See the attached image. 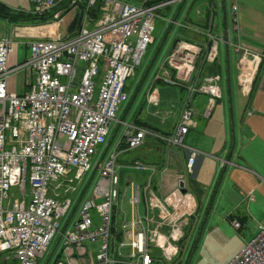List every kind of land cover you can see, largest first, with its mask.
Returning <instances> with one entry per match:
<instances>
[{"label":"built area","instance_id":"1","mask_svg":"<svg viewBox=\"0 0 264 264\" xmlns=\"http://www.w3.org/2000/svg\"><path fill=\"white\" fill-rule=\"evenodd\" d=\"M30 1L31 15L49 17L41 25L22 27H48L51 35L24 42L26 59L13 64L10 58L16 52L17 40L31 38L33 30L18 34L17 26L12 36L0 39V264H37L56 235L67 264H74L70 247L80 249L84 243L97 241L92 264L119 263L117 260L123 257L120 249L125 247L130 249L131 257L135 256L132 264H160L146 255L152 247L160 251L161 264L172 262L178 253L177 243L183 237L186 218L195 206L192 195L182 191L188 184L185 176L193 175L199 155L183 144L195 126L191 101L195 95L208 96L209 104L202 112L207 117L221 98V77L200 76V68L217 59L222 44L239 55L237 82L242 93L249 95L261 61L262 55L241 43L237 0H212L206 15L196 7L197 25L186 22V14L183 21L159 17L164 23L195 35L192 42L180 39L170 47L160 73L154 77L164 85L184 89L178 109L156 110L159 106L156 89L151 88L147 95V103L155 108L153 114L160 127L171 117L176 116V121L168 134H160L132 121L120 120L110 148L107 143L111 126L128 100L124 91L126 80L133 76L152 42L157 18L154 11L191 0H171L156 6H148L146 0L140 5L122 0H70L68 7L81 9L82 18L76 30L64 34L57 28L65 9L54 10L65 0ZM97 4L99 13L92 17L90 10ZM215 11L220 14H214ZM216 16L218 26L214 30ZM78 71L81 76L75 84ZM19 72H25L27 80V91L21 95L8 90L9 76ZM60 78L66 82L61 83ZM146 137L188 151L182 178L176 189L163 198L151 190V177L143 189L142 200L136 187L131 202L135 208L143 203L145 214L138 216L134 231V224L126 222L123 216V241L114 250L110 236L113 208L118 205L119 147L136 150L144 145ZM130 168L155 171L140 161ZM92 173L95 187L89 197L78 202V187ZM75 204L77 210L70 215ZM238 226V222H233V227ZM228 264H264V224L259 225L256 236Z\"/></svg>","mask_w":264,"mask_h":264},{"label":"rangeland","instance_id":"2","mask_svg":"<svg viewBox=\"0 0 264 264\" xmlns=\"http://www.w3.org/2000/svg\"><path fill=\"white\" fill-rule=\"evenodd\" d=\"M8 3H12L11 0H5ZM24 6L30 8L28 6L27 0ZM132 4L140 5L144 0H122ZM29 2V1H28ZM66 2V0L64 1ZM30 3V2H29ZM188 2L181 4L177 2L174 6L168 5L169 7H160L154 11L155 15L157 16L154 24V33L151 44H149L146 48L145 53L143 54L140 64L135 68L133 76L128 78L125 83L126 92L129 95V101L121 106L120 112L117 113V119L112 124V131L108 137L109 140L114 141L118 134L119 124L118 121L122 119H127V116L124 117V109L126 108L127 104L133 100V104L135 106H143L145 105L146 109L150 107L148 105L146 95L150 92V89L154 87L155 89L163 90V89H176V87L162 85L160 83H156L154 77L160 73V68H162L163 61L169 51V47L173 40L179 36V31L175 25H169L168 23H164L159 19V17H171V19H177L183 21L185 18V14L188 9ZM13 8L12 6H9ZM58 8H62V5ZM56 8V9H58ZM55 9V10H56ZM54 10V11H55ZM189 14H194V9H188ZM30 11V10H29ZM75 14L74 10H71L68 14H66L62 18V22L60 24L59 31L64 34L66 32L67 25L72 21L73 15ZM79 14V13H78ZM204 15H206L203 12ZM218 24L217 16L214 18V25ZM23 25V24H20ZM14 26L12 24L7 23L5 20L0 19V39L7 37L4 36L7 34L9 29H13ZM135 36L131 37V40L135 41ZM24 40L19 39L18 41V48H17V55H18V62H22L26 59L27 56V49L24 44ZM227 67H229V79L234 84L236 78V63L234 57L231 56V51L226 52L225 47L220 44L218 48V57L215 61V66L211 69H215L216 72L219 73L222 78H224L227 82ZM213 70L209 73H213ZM24 73L20 72V75L17 77L18 86L20 87L22 80H25ZM81 76V72H77V76L75 79V84L78 83ZM100 77L98 78V80ZM61 83H65V78H60ZM178 89V88H177ZM137 90L139 93L134 97V92ZM180 90V94L176 97L171 98L170 94L161 95L160 94V104L156 108V110H160L162 108L168 107L170 111L177 110L179 107V100L183 96V90ZM239 92V91H238ZM241 95V94H240ZM242 96V95H241ZM138 97V99H137ZM137 100V101H136ZM217 102V101H216ZM223 102V99L221 100ZM135 103V104H134ZM131 106V108H132ZM248 106V105H247ZM155 109L154 107H152ZM248 109V108H247ZM246 105L244 104V98L242 97L241 101V111L237 109L236 113L234 111L232 118L231 112L229 111L227 114V122L231 125L229 131V140L227 146L230 148L229 152L235 146V152L241 154L242 147L246 148L247 150L243 153L245 158H248L247 152L253 148V143L247 141L245 138V133L241 131V126H245L247 124H251L255 117L250 118L246 115ZM154 116V114L152 113ZM155 117V116H154ZM156 118V117H155ZM156 126L157 118L155 119ZM199 124H203L206 122L205 118H199L197 120ZM232 123L234 124V130L232 129ZM238 125V127H237ZM240 129V130H239ZM238 134L241 135V139L235 141L232 138V135ZM234 136V135H233ZM192 135L190 134L185 140L186 143H192L191 140ZM108 140V141H109ZM138 151V150H137ZM136 150L132 151L131 154L134 155L137 153ZM120 156L117 157L119 159ZM225 158V157H224ZM118 169V176H119V187H118V204L122 212L125 214V219H129L130 215L132 216L131 210V198L136 195V187L139 189V197L140 200L144 197V186L149 182V177L151 175L148 171H138L130 168L131 164L123 165L120 161L117 162ZM222 163L218 164V171L216 172L215 180L216 185L213 189V193H209V188H203L202 183H210L209 177H204V171H201L198 175L194 177L191 175L186 174V179L188 182L187 190L194 199L195 202V209L193 210V214L191 217L186 218L187 224L183 227L184 236L180 241L177 243L178 247V254L172 260V262H167L165 264H228L231 262L235 256L240 252V250L248 243L251 239H253L256 234L258 233V226L264 223V202L257 203L255 201V197L253 194L249 193L246 196H240L238 192L234 189L232 182L227 180L226 178L223 180L221 179L223 176L222 173ZM255 185L254 183H249L253 186L263 185L264 186V178L261 176L259 170H256L253 173ZM89 175V176H88ZM93 174H87L86 181L78 187L79 196L78 202L82 197H89L91 195L92 190L95 187L96 181L94 180ZM93 180H92V179ZM221 179V180H220ZM129 180L128 185L127 181ZM131 181V182H130ZM157 176H152V183L151 188L158 194V187H157ZM226 182V186L223 190H219L217 194H214V190L218 183ZM132 185V186H131ZM131 186V188H130ZM77 191V192H78ZM76 192V193H77ZM75 193V195H76ZM217 195V196H216ZM250 197V201H245L244 199ZM77 202V203H78ZM211 202L214 204L212 205ZM76 203V204H77ZM75 204V208H76ZM239 204H242L241 208ZM73 207V208H74ZM72 208V210H73ZM71 210V211H72ZM72 214V213H71ZM94 214V213H93ZM229 215L233 216H242V215H249L247 222L242 226L241 229H236L233 227V223L227 221V217ZM71 216L65 219V224L62 229L67 225ZM122 215L119 214L116 217V224L121 229L122 223ZM131 220V219H130ZM97 222V221H96ZM126 222H129L126 220ZM122 231V230H121ZM59 239V238H58ZM123 239V237H122ZM99 241L95 244H88L85 245L90 248H95L98 246ZM117 244V243H116ZM119 245V244H118ZM118 245H115L112 249L116 250ZM59 245L57 243V235L51 242L47 253L44 254L41 258L37 260V264H52L55 261L57 254L59 253ZM92 252V251H91ZM153 252L151 254V258L161 261V257L157 250L150 251ZM120 254L125 257L127 262H130V249L128 247L121 248ZM162 262V261H161ZM93 263V260H92ZM161 264V263H160Z\"/></svg>","mask_w":264,"mask_h":264},{"label":"crops","instance_id":"3","mask_svg":"<svg viewBox=\"0 0 264 264\" xmlns=\"http://www.w3.org/2000/svg\"><path fill=\"white\" fill-rule=\"evenodd\" d=\"M12 3H8V1L0 0V4L6 6L14 13L19 14H27V12H32L33 4L30 0H27L28 6L27 8L24 6L26 1L23 0H11ZM30 3H29V2ZM206 0L204 3L194 4L193 0H191L190 5L193 4L196 7H200V9L204 12H208V5L211 4L212 0ZM238 4V14L237 20L239 24V28L241 29V43L244 47L254 51L256 54H260L261 61L259 63V70L255 74V78L253 79L251 85V92L248 95L242 93L236 78L234 84L226 76L227 82L224 78L220 81L219 87L221 90V99L215 102L213 108L210 110L208 117H203L202 112L209 104L208 96L204 95H195L191 101V107L193 109V121L195 126L192 127L187 133L185 139L191 134L192 143H186L184 139V146L186 148L195 149L199 152L195 160L194 165V177L198 175L201 171H204V177L210 178V183H202L203 188H209V193H213V189L216 185L215 176L218 171V164L222 163V173L223 176L221 179H227L232 182L234 189L238 192L240 196H246L251 193L255 197V201L257 203L264 202V186H252L250 182L255 184L254 174L256 170H259L261 176L264 178V0H237ZM12 6L13 8H10ZM61 6V5H60ZM59 6V7H60ZM63 6V5H62ZM64 9V8H63ZM30 10V11H29ZM78 12H75V14ZM194 13V12H193ZM74 14V15H75ZM214 14H220L218 11H215ZM73 15V16H74ZM193 16L194 14H189ZM0 19H3L0 17ZM7 23L12 24L14 26L15 23H12L6 19ZM218 20V17H217ZM220 21V17H219ZM18 26V24H16ZM20 25V24H19ZM218 25H214V30ZM16 27V26H15ZM15 27L9 29L7 34L4 36H12ZM69 24L67 25L66 31L68 30ZM60 26L57 28L59 31ZM29 30H33L31 38L23 39L24 41L35 40L37 38H48L51 35V30L48 27L42 28H25L19 27L17 29L18 34H27ZM18 48V46H17ZM225 51L229 52L225 48ZM231 56L234 57L235 63L237 64V57L231 53ZM18 62L17 49L16 52L11 55L10 62L13 64L14 62ZM215 72V69H210L209 71L204 72V74H211L209 72ZM25 74V72H23ZM228 74V73H227ZM20 75V72L16 75H10L8 79V90L12 91L16 94H23L27 91V80L24 75L25 80H22L20 87L18 86L17 77ZM219 75V74H217ZM161 84V83H160ZM163 85V84H162ZM239 91V92H238ZM184 93V92H183ZM135 94V93H134ZM160 94L166 95L170 94L171 98L176 97L178 100V95L180 94L179 88L177 89H156V96L159 97L160 104ZM242 96H241V95ZM139 97V94H137ZM137 97V99H138ZM147 97V95H146ZM242 97L244 98V104L246 105V115L250 118L255 117L253 122L249 125L241 126V131L245 133L246 140L253 143V148L247 152L248 158L243 156V153L247 150L242 147L241 154L235 152V146L231 152H229L230 148L227 146L228 140L230 138L229 131L231 125L227 122V114L230 111L232 118L234 117L233 113L239 109L241 111V101ZM184 98V97H183ZM182 97L180 98V100ZM223 99V102L221 100ZM179 100V106H180ZM129 101V100H128ZM137 101V100H136ZM182 101V100H181ZM147 102V101H146ZM135 104V103H134ZM248 105V106H247ZM154 109L150 106L146 109L145 105L143 106H132L129 110L127 119L129 121L135 122V119L140 120V124H146V127L151 132H157L160 134H168L171 131V127H173L176 116L168 119L164 125L165 128L160 126L154 127L152 124L156 123V118L152 115ZM248 112H252L248 115ZM199 118H205L206 122L203 124H199L197 120ZM143 126V125H142ZM238 127V125H237ZM232 129L234 130V124L232 123ZM240 130V129H239ZM234 135V136H233ZM233 140L241 139V135L233 133ZM238 135L239 138H236ZM138 150V151H137ZM137 153L132 155L131 152L121 151L120 158L123 165L133 164L131 161H140L146 165L153 166L155 171L152 176H157V187H158V197H161L160 189H161V176L165 174L166 176H175L181 173L184 164L186 162L188 151L184 148L167 145L166 143L160 142L152 137H146L144 145L137 149ZM225 157V158H224ZM129 162V163H128ZM220 179V180H221ZM131 182V181H130ZM129 180L126 185H128ZM152 183V179H151ZM257 185V184H255ZM226 186V182H220L217 184L214 194H217L219 190H223ZM156 194V193H155ZM217 196V195H216ZM244 199L245 201H250V197ZM132 200V198H131ZM194 200V199H193ZM195 204V202H194ZM213 205L214 203L211 202ZM242 204H239L238 208H241ZM131 210L133 215H130L129 219H125V221H129L128 223L135 222L138 219V216H143L145 214V206L143 203L140 204L138 211L135 206L131 203ZM195 209V206H194ZM120 212L125 214L120 209ZM180 212V211H179ZM194 212V211H193ZM192 212V214H193ZM138 213V214H137ZM192 214L189 216L191 217ZM249 215L242 216H233L229 215L226 219L230 223L238 222L239 226L236 229H241L242 226L247 222ZM131 219V220H130ZM264 224V223H263ZM262 225V224H261ZM259 227V226H258ZM235 228V227H234ZM57 243L59 245V253L57 254L54 264L58 259L57 264H67L68 259L65 256L64 248L61 245L60 239L57 237ZM82 244L80 249L75 247H70L71 249V258L74 259V264H92L93 260V252L95 248H90ZM89 244V243H88ZM92 245V244H90ZM92 251V252H91ZM126 257V256H125ZM125 257L121 259V264H132V260L127 262ZM131 258V257H130Z\"/></svg>","mask_w":264,"mask_h":264},{"label":"trees","instance_id":"4","mask_svg":"<svg viewBox=\"0 0 264 264\" xmlns=\"http://www.w3.org/2000/svg\"><path fill=\"white\" fill-rule=\"evenodd\" d=\"M69 1H70V0H66V2H64V4H62V5H63L62 8L66 9V10L69 9V11H70V7H68V3H69ZM168 1H171V0H146V3H147L148 6H155V5H159V4H161V3H166V2H168ZM209 1H210V0H209ZM209 1H208V2H209ZM204 2H206V0H193V3H194V4H199V3H204ZM206 4H207V2H206ZM166 7H169V6H166ZM193 7H194V5L191 4L190 9H193ZM90 11H91V16H92V17H96L97 14L99 13V4H97L96 7L93 8L92 10H90ZM66 13H68V12L65 11V12H64V15H65ZM78 13H79V14H78ZM78 13H76V14L73 16L72 21L69 23L68 31H69L70 33H72L74 30L77 29L78 24H79V22H80V20H81V18H82V10H80ZM0 17L3 18V19H6V20H8V21H10V22H12V23H15V24H18V25H19V24H39V23H41L42 21L47 20V18H48L49 16H48V15H44V16H42V17H37V16H33V15H31V14H19V13H14V12H12L9 8H7L6 6H3V5L0 4ZM186 22H188L189 24L197 25L196 22H195L194 15H193V16L189 15V12H188L187 17H186ZM178 31H179V36L173 40V42H172L173 45H174L178 40H180V39H184V40H186V41H190V42H192V41L195 40V35H194V34L188 32V31H186V30H184V29H178ZM227 52H228V51H227ZM214 66H215V62H214L213 64H204V65H202V70H203L204 72L207 73V71H209V70H210L212 67H214ZM260 67H261V66H260ZM260 67H259V68H260ZM258 70H259V69H258ZM227 73H228L227 75H228V78H229V77H230V75H229V67H227ZM212 74H219V73L216 72V70H215V72H213ZM124 90L126 91L125 88H124ZM181 90H182V89H181ZM134 93H135V94H134V97H135V95L137 96V94H139V93L137 92V90H136ZM132 104H133V100H131V101L127 104L126 108L124 109V117L128 115V112H129V110L131 109ZM123 120H124V119H123ZM135 122L138 123V124H140L141 121L135 119ZM142 125H143V127H146V124H145V123H144V124H141V126H142ZM152 126L158 128V126H156L155 124H152ZM108 140H109V139H108ZM113 142H114V141L109 140L108 143H107V147L110 148V147L112 146ZM123 149H124V147L121 146V147H120V150H123ZM118 161H120L121 163H122V162H126V161H122L121 159H117V162H118ZM134 161H135V160L131 161V163L134 162ZM128 163H129V162H128ZM76 210H77V207H76V208L74 207L71 213L74 214ZM117 215H118V212H117V210L115 209V210L113 211V216H112V223H111V236H110L111 245H113V246H114L116 243L121 242V240H122V233H121V232L119 231V229H118V224H116V217H117ZM149 249H151V248H149ZM150 251H152V250H148V258H150V259L153 260V261H156L155 259L151 258V254H149ZM58 260H59V259H58ZM58 260H57L54 264H57V263H58ZM160 263H161V261H160Z\"/></svg>","mask_w":264,"mask_h":264},{"label":"water","instance_id":"5","mask_svg":"<svg viewBox=\"0 0 264 264\" xmlns=\"http://www.w3.org/2000/svg\"><path fill=\"white\" fill-rule=\"evenodd\" d=\"M182 178L181 174L175 175V176H166L165 174H163L161 176V189H160V193H161V198L165 197L166 195H168L170 192H172L174 189H176V187L178 186V180H180ZM179 186H183V182L180 181L179 182ZM185 191V190H182Z\"/></svg>","mask_w":264,"mask_h":264},{"label":"bare ground","instance_id":"6","mask_svg":"<svg viewBox=\"0 0 264 264\" xmlns=\"http://www.w3.org/2000/svg\"><path fill=\"white\" fill-rule=\"evenodd\" d=\"M154 110H155V109H154ZM153 113H154V112H153ZM158 126H159V125H158ZM163 128H165V127H163ZM92 174H93L92 176L94 177L95 174H94V173H92ZM132 199H133V198H132ZM131 203L133 204V202H131ZM133 205H134V204H133ZM118 207L120 208V205H118ZM120 209H121V208H120ZM138 209H139V207L136 208L137 211H138ZM180 213H182V210H180L179 214H180ZM135 222H136V221H135ZM135 222H132V223L134 224L133 227H132V231L135 230ZM124 243L127 244L128 242H125V241H124ZM96 248H97V247H96ZM146 255H147V257H148V251L146 252ZM132 258L135 259V256H133V257L130 258V259L133 261Z\"/></svg>","mask_w":264,"mask_h":264}]
</instances>
